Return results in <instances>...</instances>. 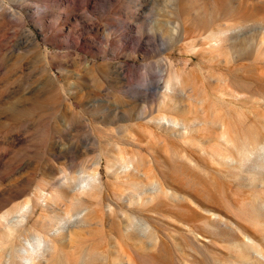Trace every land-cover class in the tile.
<instances>
[{
    "label": "rangeland",
    "instance_id": "rangeland-1",
    "mask_svg": "<svg viewBox=\"0 0 264 264\" xmlns=\"http://www.w3.org/2000/svg\"><path fill=\"white\" fill-rule=\"evenodd\" d=\"M0 264H264V0H0Z\"/></svg>",
    "mask_w": 264,
    "mask_h": 264
},
{
    "label": "bare ground",
    "instance_id": "bare-ground-1",
    "mask_svg": "<svg viewBox=\"0 0 264 264\" xmlns=\"http://www.w3.org/2000/svg\"><path fill=\"white\" fill-rule=\"evenodd\" d=\"M175 124V123H174ZM123 169H125V167H122ZM98 173H99V170H98V168H94L91 172H89V173H87V177L88 178H91V177H94L95 175H98ZM71 178V181H76V177L75 176H72V177H70ZM86 182V180L85 179H83V180H80L78 183L79 184H83V183H85ZM257 251V250H256Z\"/></svg>",
    "mask_w": 264,
    "mask_h": 264
}]
</instances>
